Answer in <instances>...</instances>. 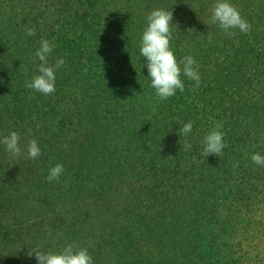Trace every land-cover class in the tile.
Returning <instances> with one entry per match:
<instances>
[{"label":"trees","instance_id":"1","mask_svg":"<svg viewBox=\"0 0 264 264\" xmlns=\"http://www.w3.org/2000/svg\"><path fill=\"white\" fill-rule=\"evenodd\" d=\"M54 1L45 11L35 10L36 0H16L13 9L0 3V139L16 131L24 141L36 123L48 135L46 141L33 137L41 150L34 160L20 142L18 157L0 143V161L6 157L7 163L0 166V264H37L30 247L19 255L9 251L7 241L18 226L8 212L29 222L38 237L43 225L30 223L35 217L70 215L69 221L57 215L59 221L45 229L53 237L58 232L50 250L84 247L93 264H242L237 238L242 225L256 229L257 193H264V166L250 159L253 153L264 156V131L258 128L264 103L255 98L264 91V0H230L251 25L247 34L230 29L232 35L210 22L215 0ZM155 8L172 11L170 47L178 61L191 55L201 77L195 87L181 75L184 91L164 100L155 97L139 50ZM29 28L34 35L26 34ZM42 39L53 45L49 65L65 60L48 96L25 87L38 74L35 52ZM188 121L192 131L180 135ZM213 121L223 123L226 147L220 157H205L202 141ZM57 163L64 172L48 182ZM124 176L145 184V192L132 190L134 202H126L123 218L119 202L84 200L116 197L115 183L126 182ZM24 182L28 193L44 188L47 197L26 202L15 196ZM169 195L178 202H167ZM148 197L152 201L144 202ZM89 217L103 218L100 226L110 231L94 235L96 246L84 236ZM111 250L118 251L108 259Z\"/></svg>","mask_w":264,"mask_h":264},{"label":"clouds","instance_id":"2","mask_svg":"<svg viewBox=\"0 0 264 264\" xmlns=\"http://www.w3.org/2000/svg\"><path fill=\"white\" fill-rule=\"evenodd\" d=\"M210 12V22L218 24L226 35L233 34L230 29H239L240 32L245 34L251 31V25L241 16L238 8L230 0H215ZM146 19L147 24L142 33L139 50L141 56L145 59L148 77L151 81L150 86L155 89V97L164 100L174 96L177 90L183 92L185 85L181 75L195 81V87H199L201 77L197 62L191 55H186L178 61L173 49L170 47L172 11L155 8L147 15ZM26 34L34 35L35 29H27ZM211 39L212 36L209 34L210 42ZM52 49L53 45L47 39L41 40L40 47L35 52V56L41 62L38 65V74L34 75L30 81L25 82V87L45 96L55 92V72L65 64V60L59 58L55 61V64L49 65L48 56ZM83 71L86 73L88 71L87 67ZM192 127V121L184 123L180 128V135L187 136L192 131ZM222 128V122L213 121V127L204 136L202 143L205 157L210 154L217 157L222 155L226 147ZM19 140V134L16 131H11L0 139V143L5 145L9 153L18 157L21 154ZM183 147L188 149L191 145L185 143ZM40 154L41 150L37 141L35 139L29 140L27 143L28 158L36 159ZM250 159L254 164L264 166V156L261 154L253 153ZM233 167H238V162ZM63 172V164L57 163L49 169L46 179L48 182L58 181ZM33 252L37 264H93V259L87 248L74 246L73 244H67L60 250L41 251L37 248Z\"/></svg>","mask_w":264,"mask_h":264},{"label":"rangeland","instance_id":"3","mask_svg":"<svg viewBox=\"0 0 264 264\" xmlns=\"http://www.w3.org/2000/svg\"><path fill=\"white\" fill-rule=\"evenodd\" d=\"M2 1H4V4L7 5L5 8L13 9L14 5H17V4H15L16 0H0V3ZM54 2L56 4H58L59 1L55 0ZM49 3H50V0H36L34 8H35V10H38V9H42L43 11H45L46 9L50 10V8L52 9L53 7H50ZM45 17H47V18L45 20H43V23L48 24L49 23L48 21L50 19L48 16H45ZM52 23L53 22H51V24ZM48 26L51 27L52 25H48ZM42 28L45 29V27H42ZM37 67L38 66H36V68ZM258 92L260 94L256 93L255 98L263 104L264 103V91L259 89ZM46 125L50 128L51 123L48 122V123H46ZM258 128H259V130H261V132L264 131V123L262 124V126H258ZM44 129L45 128H44V126H42L41 123L40 124L36 123L34 125L31 124L29 129H27L26 135L24 137L25 140L19 141L20 144H22L24 147L22 150L27 149V147H26L27 143H28V142H26L27 139L29 141V140L33 139V137L35 136L36 138H42V140H45L48 137V135L46 134V132H44ZM47 131H49V130H47ZM64 143H65V141H63V143H62L63 145L60 144L62 149H65V147H66ZM44 147L52 148V151L57 150L55 145H53V146L46 145ZM4 154H7V153L4 152ZM1 159L2 160L0 161V166L6 165L7 164L5 161L6 157L1 158ZM126 177L124 178V179H126V182L123 181L121 183H117V182L115 183V185L118 186V189L116 190L117 191L116 197L106 198V196H101V200H99L97 198V196L93 194V197L92 196L83 197V198H85L84 200H86V202H119V206H121V207L119 208V211H120L119 214L120 215L118 214V217L123 218L124 217L123 214H125V212L122 211V213H121V210L125 207L126 202H131V201L134 202V200H132L133 197H130V194H132V195L134 194L132 192V190H137V193H139V194L145 192V188H144L145 184H142V182H139L137 180H131L132 177L131 178L130 177L126 178ZM65 187H67L66 184H65ZM29 189H31V188H29L27 183L24 182V187L19 188L17 192H14V194H15V196H21V195L24 196V200H26V202H34V201H36L37 198L45 199L47 197V191L43 190L44 188L43 189L38 188L34 193H28ZM167 189L172 190V187L171 186L167 187L165 185V190H167ZM8 190H12V188H8ZM43 191H44V193L41 195V192H43ZM65 191H66V188H65ZM28 194H30V195H28ZM257 194H258L257 200H260V201H259V203H256V205H255L256 207L254 210V215H255L254 219L256 220V229H250L249 231L248 230L244 231L243 228L245 227V225H242V228L240 229L241 235L238 237L239 239L237 238V241L241 240L243 242L242 247L244 250V259L242 260V264H264V193H263V190H262V193L258 192ZM50 195H52V194H50ZM12 197H13V195L11 196V198ZM173 199H174V196L172 195V196H170V198L168 199L167 202H178L177 200H173ZM180 199H185V200L188 199V202H189V197H187V198L181 197ZM38 201H40V200H38ZM151 201H152V199L150 197H148L144 200V202H147V203L151 202ZM43 202H45V201H43ZM160 202H164V201L162 200ZM59 214L62 216V217H60V218H62V220H68V219L71 220V218H72V217L70 218V215H67V218L64 219L63 213H56L55 212V214L52 215L51 217H49V215H46L43 217L39 216L37 218L35 217L33 221H30V223H32L36 220L37 221L42 220V222H40V224H39V226L43 225L40 228L41 236L38 237V235L34 234L33 230L32 231L30 230L29 222H27V224L21 223V222L19 223L18 221L21 219L19 214L15 213V212H8L7 218L10 219L12 222L15 221L16 225L19 227V228L17 227L14 229V232H13L14 238L13 239L10 238V240L7 241V243H10L9 244V251H11L12 253L15 252L16 255H19V252L22 249V247H30L31 249L39 248L40 250L42 247L43 251L50 250L51 245H53V247H57L56 245L58 242H57V239L55 237H58V232L55 231L57 234L54 233L55 237H53L52 235H50L49 231L46 232L45 229L50 228L52 226V222L59 221L58 220L59 217H57V215H59ZM102 219L103 218L96 219L95 217H89L85 223L84 236H85V238H88V240H89V241L87 240L88 242H93L92 243L93 246H96V242L93 241L94 235L99 236L102 234L110 233V231H108V229L102 228L100 226L103 222ZM21 226H23V227H21ZM24 227H25V229H23ZM117 251L118 250H111L107 255H105L106 258L110 259L111 256H114Z\"/></svg>","mask_w":264,"mask_h":264}]
</instances>
